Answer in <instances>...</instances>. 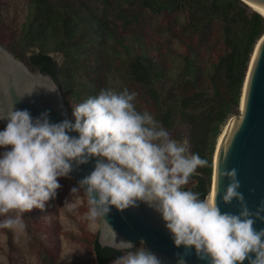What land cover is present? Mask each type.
<instances>
[{
	"label": "trees",
	"instance_id": "1",
	"mask_svg": "<svg viewBox=\"0 0 264 264\" xmlns=\"http://www.w3.org/2000/svg\"><path fill=\"white\" fill-rule=\"evenodd\" d=\"M25 10L16 28L0 14V40L31 70L54 78L72 118L73 106L110 89L117 75L116 91L135 92L137 111L151 113L177 138L188 127L190 153L208 165L185 188L203 199L218 137L239 115L264 18L241 0H27ZM51 53L61 55L59 64ZM31 211L22 214L27 224ZM45 243L37 246L44 264H60ZM90 243L97 264L122 255L100 246L97 235Z\"/></svg>",
	"mask_w": 264,
	"mask_h": 264
},
{
	"label": "clouds",
	"instance_id": "2",
	"mask_svg": "<svg viewBox=\"0 0 264 264\" xmlns=\"http://www.w3.org/2000/svg\"><path fill=\"white\" fill-rule=\"evenodd\" d=\"M135 99L127 89H103L73 106L74 122L51 123L48 112L33 118L28 110L13 108L0 115L8 121L0 130V217H6L0 228H15L25 212L43 210L73 162L82 165L99 157L79 189H72H83L89 197V220L103 219L109 206L124 210L146 202L161 214L175 246L194 247L210 264H242L250 252L256 253L250 264H264V229L253 228L236 170L224 173L230 182L222 201L236 199L237 214L222 212L215 199L186 190L208 161L190 153L187 140L171 138L151 113L137 111ZM13 211L17 216H9ZM261 212L264 206L255 214L264 220ZM121 251L114 264H160L143 241L139 247L123 242Z\"/></svg>",
	"mask_w": 264,
	"mask_h": 264
},
{
	"label": "water",
	"instance_id": "3",
	"mask_svg": "<svg viewBox=\"0 0 264 264\" xmlns=\"http://www.w3.org/2000/svg\"><path fill=\"white\" fill-rule=\"evenodd\" d=\"M247 1L264 12V0ZM263 35L257 41L248 64L240 97L239 115L228 120L233 123L222 147L217 148V140L212 161V183L214 181L215 184L213 199L218 207L222 212L233 214L240 210V203L236 199L231 203L222 201V195L230 182L224 173L235 169L240 183L238 191L243 194L244 201L253 214V228L256 231L264 229V220L255 215L264 206ZM12 108L14 111L28 110L33 118L48 112L51 123L63 120L74 122L64 93L54 78L39 69L31 70L0 40V115ZM7 122V119L0 120L4 128ZM70 135L79 134L72 132ZM99 159L101 158L93 157L82 165L73 162L70 175L79 183L94 170ZM84 193L89 201L85 191ZM260 215L264 216V212ZM141 241L148 252L157 256L160 264H210V258L198 256L194 247L175 246L161 214L146 202L137 201L135 206L124 210L109 206V212L103 219L99 218L97 242L100 246L121 251L123 242H131L136 246ZM255 258L256 253L250 252L242 264H250V259Z\"/></svg>",
	"mask_w": 264,
	"mask_h": 264
},
{
	"label": "rangeland",
	"instance_id": "4",
	"mask_svg": "<svg viewBox=\"0 0 264 264\" xmlns=\"http://www.w3.org/2000/svg\"><path fill=\"white\" fill-rule=\"evenodd\" d=\"M26 3L27 0H0L4 22L15 28L20 26L26 14ZM2 28L6 29L5 26ZM50 55L58 64L61 62L60 54ZM109 83L113 91L122 84L117 75H111ZM3 129L0 124V130ZM169 135L177 141H188V127H183L178 138L171 132ZM58 181L61 187L57 189L56 196L46 203L42 211L32 209L30 224L21 215L17 227L0 228V264H44L37 246L45 241L52 247L60 264H97L90 240L98 233L100 217L94 221L87 218L89 201L82 189L72 192L73 188L79 189V183L70 174L58 178ZM204 198H209L208 194ZM9 216L15 217L17 213L13 211ZM5 218L0 217V221Z\"/></svg>",
	"mask_w": 264,
	"mask_h": 264
},
{
	"label": "bare ground",
	"instance_id": "5",
	"mask_svg": "<svg viewBox=\"0 0 264 264\" xmlns=\"http://www.w3.org/2000/svg\"><path fill=\"white\" fill-rule=\"evenodd\" d=\"M252 10L256 11L257 13H259L263 18H264V12L260 11L259 9L255 8L253 5H251L247 0H243ZM264 38V35L263 37ZM247 85V81H245V86ZM233 121H229L227 123V125L224 127L223 131L221 132V134L219 135L218 137V144H217V148H220L223 146V143L225 141V138L227 136V133L232 125ZM214 180V179H213ZM214 193H215V184H214V181L213 183L211 184V188L209 190V193H208V197L209 198H213L214 197Z\"/></svg>",
	"mask_w": 264,
	"mask_h": 264
}]
</instances>
